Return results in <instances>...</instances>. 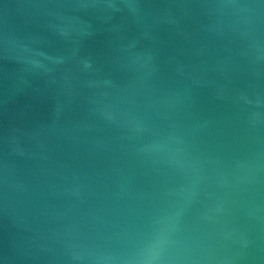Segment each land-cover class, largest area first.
<instances>
[{"label":"water","instance_id":"1","mask_svg":"<svg viewBox=\"0 0 264 264\" xmlns=\"http://www.w3.org/2000/svg\"><path fill=\"white\" fill-rule=\"evenodd\" d=\"M0 264H264V0H0Z\"/></svg>","mask_w":264,"mask_h":264}]
</instances>
